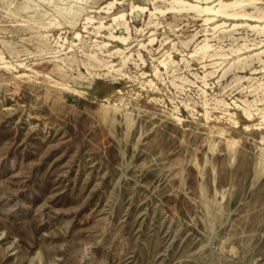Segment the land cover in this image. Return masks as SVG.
<instances>
[{
    "label": "rangeland",
    "instance_id": "rangeland-1",
    "mask_svg": "<svg viewBox=\"0 0 264 264\" xmlns=\"http://www.w3.org/2000/svg\"><path fill=\"white\" fill-rule=\"evenodd\" d=\"M170 2L0 0V264H264V21Z\"/></svg>",
    "mask_w": 264,
    "mask_h": 264
},
{
    "label": "bare ground",
    "instance_id": "bare-ground-1",
    "mask_svg": "<svg viewBox=\"0 0 264 264\" xmlns=\"http://www.w3.org/2000/svg\"><path fill=\"white\" fill-rule=\"evenodd\" d=\"M193 1L194 3H190V2H187L185 0H172L171 5H172V8L171 10L173 9H176L175 6H178V7H183V9H189L190 11L193 10V11H196L200 14H204V16L206 17L205 20V23H210L211 21H214V18H211L210 15H213L214 17H222L224 19H227V20H231V21H235V22H238V21H245V20H251V18H257L258 21L262 20L264 21L263 17L262 16H254V15H251V14H248L245 12V10H238L239 8H242L244 6V4L246 3V0H243V1H234V2H224V1H221L219 4L217 5H209L208 2L210 0H191ZM200 1H205L206 4L204 5H201L200 4ZM169 3V4H170ZM249 3L250 4H255V0H249ZM248 4V3H247ZM111 5V4H110ZM170 8V7H169ZM168 8V9H169ZM144 10V9H142ZM180 10V9H178ZM187 11V10H186ZM180 12V11H179ZM195 12V13H196ZM162 14V12H160ZM165 13V12H164ZM262 13V12H261ZM66 15V14H65ZM124 16L123 15H120V16H117L115 19H114V22H118L120 21L121 19H123ZM88 19V18H87ZM86 19V20H87ZM89 20V19H88ZM216 20V19H215ZM254 21V20H253ZM256 21V20H255ZM204 24V23H203ZM246 24V23H245ZM119 25H122L119 23ZM242 25V24H240ZM220 26V25H218ZM236 28L238 26V24H235L234 25ZM264 26V25H263ZM123 27H124V30L126 32L129 31V28L127 26V24H123ZM243 27V26H242ZM246 27V26H245ZM248 27L249 28H252L253 30L254 29H259V30H262L264 31V27H261L259 25H251V24H248ZM217 28V26H216ZM124 32V31H123ZM256 32V31H255ZM111 37L114 39V40H118V41H121V42H126L128 39L126 37H123V36H113L112 34H110ZM80 36V35H78ZM264 36V35H263ZM255 45V44H254ZM204 49V48H203ZM208 49V48H207ZM206 49V50H207ZM242 51V50H241ZM246 59V58H245ZM244 60V59H243ZM241 63V62H240ZM239 64V63H238ZM23 65V64H22ZM262 84V83H260ZM259 84V85H260ZM263 88V86L261 87ZM260 90V89H259ZM222 103V102H221ZM245 113V112H244ZM248 117V116H247ZM211 119V118H210Z\"/></svg>",
    "mask_w": 264,
    "mask_h": 264
}]
</instances>
